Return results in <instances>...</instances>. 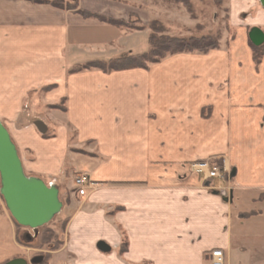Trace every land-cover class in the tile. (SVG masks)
<instances>
[{
	"label": "crops",
	"instance_id": "crops-1",
	"mask_svg": "<svg viewBox=\"0 0 264 264\" xmlns=\"http://www.w3.org/2000/svg\"><path fill=\"white\" fill-rule=\"evenodd\" d=\"M78 3L121 24L0 0V121L25 174L58 187L68 218L48 264H207L214 248L226 264L235 252L258 258L248 254L234 208L264 194V58L257 67L250 45L255 29L264 43L260 1L230 0L235 36L208 53L70 74L90 60L148 50L150 29L125 24L148 26L163 12L161 0ZM257 5L255 15L243 14ZM63 98L65 111L51 107ZM219 157L230 172L225 185L194 166ZM81 174L90 180L84 194ZM25 248L0 192V264Z\"/></svg>",
	"mask_w": 264,
	"mask_h": 264
},
{
	"label": "rangeland",
	"instance_id": "rangeland-1",
	"mask_svg": "<svg viewBox=\"0 0 264 264\" xmlns=\"http://www.w3.org/2000/svg\"><path fill=\"white\" fill-rule=\"evenodd\" d=\"M72 1V0H70ZM163 5L162 24L166 28L165 34L184 36H202V35H218L220 46L223 38L226 39L227 44L230 43L235 36L234 27L230 22V0H161ZM244 3V0H240ZM248 1V0H245ZM246 4V3H245ZM258 10V5L244 9L243 14L255 15ZM248 16V15H247ZM131 24L138 26V22L131 21ZM150 29L151 28L147 27ZM149 44V43H148ZM251 45V44H250ZM220 48V47H219ZM264 50V45L259 47ZM201 54V53H200ZM264 58V57H263ZM220 158V157H219ZM222 159V158H221ZM223 182L227 184L224 179H216L215 183ZM225 181V182H224ZM245 197V196H244ZM242 198L241 202H237L239 208H234V215L238 216L242 213L243 216L237 219V223L247 234L250 239L248 242V253L254 259L246 258L239 252L233 254L232 264H264V194H257L256 200L246 202V197ZM62 200V194H60ZM236 204V205H237ZM246 212H249L247 214ZM66 217L65 207L61 212L48 224L40 227L38 230L22 227L19 230V235L22 241L27 242L24 249L23 257L30 260L34 256L44 255L42 251L34 246L37 245L40 238V233L44 227H53L58 233L59 238L63 239L64 232L62 230L61 221ZM262 249L263 251L255 253ZM207 264H211L210 262Z\"/></svg>",
	"mask_w": 264,
	"mask_h": 264
},
{
	"label": "trees",
	"instance_id": "trees-1",
	"mask_svg": "<svg viewBox=\"0 0 264 264\" xmlns=\"http://www.w3.org/2000/svg\"><path fill=\"white\" fill-rule=\"evenodd\" d=\"M33 3L37 4H47L51 5L63 10L73 11L79 13L85 17H96L103 21H108L111 23L121 24L120 22H113L112 20H107L106 18L93 14L89 11L82 9L79 6L78 0H30ZM127 27L134 28V29H143L145 27L151 28V33L148 37L149 48L148 50L137 53V54H128L125 56L110 58V59H94L82 64H78L72 66L69 69V73H77L84 70H91V69H98L103 72L109 73L113 71H120L126 69H133V68H144L149 69L151 64H155L161 62L162 60L166 59L168 56L175 55L178 53H201L205 54L210 52L211 50L218 49L220 47L219 36L217 35H202V36H184L180 37L177 35H170L165 34L166 28L159 20H153L150 22L148 26H144L138 24V26L134 27V24L127 23L125 24ZM252 50H253V60L255 65L258 67L262 59L264 57V50H262L261 46L264 45L255 44L252 40L250 41ZM52 87H47L45 89H50ZM66 98H63L62 101L58 104L51 105L52 108H58L63 111L66 110L65 107ZM264 121V118H263ZM47 137L50 134H45ZM212 164H218L224 166L223 159L217 158L211 160ZM0 188H1V179H0ZM66 203V199H64ZM15 226H16V238L17 241L26 246L27 242L22 241L19 235L20 228L24 227L19 224L15 219ZM68 222V218H64L62 223V230L65 231L66 225ZM65 241L62 238H59L58 233L55 231L53 227H44L40 233V238L38 240L37 245L35 248H38L42 251H45L44 260L39 264H48L52 253L56 250H59L63 247ZM128 250V241L124 240L121 243V252L124 253ZM21 257V256H18ZM23 257V256H22Z\"/></svg>",
	"mask_w": 264,
	"mask_h": 264
},
{
	"label": "water",
	"instance_id": "water-1",
	"mask_svg": "<svg viewBox=\"0 0 264 264\" xmlns=\"http://www.w3.org/2000/svg\"><path fill=\"white\" fill-rule=\"evenodd\" d=\"M264 7V0H259ZM252 41L262 44L260 31L254 30ZM39 130L47 132L43 123H36ZM0 192L13 218L22 226L38 230L51 222L63 208L58 187L47 185L41 178L27 176L18 149L7 128L0 121ZM44 255L30 260L15 257L3 264H39Z\"/></svg>",
	"mask_w": 264,
	"mask_h": 264
},
{
	"label": "built area",
	"instance_id": "built-area-1",
	"mask_svg": "<svg viewBox=\"0 0 264 264\" xmlns=\"http://www.w3.org/2000/svg\"><path fill=\"white\" fill-rule=\"evenodd\" d=\"M194 166L196 167V171L203 174L206 180L214 178L225 179L226 175L229 176L230 173L224 166L212 164L211 160L197 162ZM89 182V177L86 174H81L76 177L79 194L85 193V186L89 184ZM208 258L211 264H226L225 253L221 248L212 249Z\"/></svg>",
	"mask_w": 264,
	"mask_h": 264
}]
</instances>
